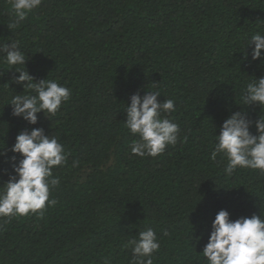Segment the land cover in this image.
I'll use <instances>...</instances> for the list:
<instances>
[{
  "label": "trees",
  "instance_id": "1",
  "mask_svg": "<svg viewBox=\"0 0 264 264\" xmlns=\"http://www.w3.org/2000/svg\"><path fill=\"white\" fill-rule=\"evenodd\" d=\"M13 19L0 0V45L18 42L34 82L55 81L71 99L55 116L38 113L36 125L14 117L12 97L36 93L13 82L19 74L0 54V150L11 157L21 131L42 128L70 155L53 169L56 204L0 227V264H130L127 241L149 227L160 242L153 264H207L202 251L220 210L232 220L264 216V174L227 176L226 159H211L223 121L244 107L247 82L264 76L245 48L264 34V0H43L9 29ZM153 90L159 102L175 101L166 115L179 139L138 157L125 105ZM245 111L264 116L256 105ZM12 175L0 158V187Z\"/></svg>",
  "mask_w": 264,
  "mask_h": 264
},
{
  "label": "clouds",
  "instance_id": "2",
  "mask_svg": "<svg viewBox=\"0 0 264 264\" xmlns=\"http://www.w3.org/2000/svg\"><path fill=\"white\" fill-rule=\"evenodd\" d=\"M8 2L14 17L8 28L15 29L43 0ZM248 47L251 48L252 61L260 60L264 64V34L257 32L253 35L245 48ZM0 54H3V63L9 70L19 74L13 82L36 93L12 97L9 105L14 117L21 118L30 126L36 125L38 113L55 116L62 104L71 99V90L55 81L45 79L34 82V78L25 70L26 56L18 42L0 45ZM160 96L158 90L145 92L143 96L138 91L130 96L129 104L125 105V126L133 136L139 138L131 146L135 156L157 157L168 146L178 142L179 126L166 115L175 111V101L165 99L161 103L157 99ZM241 103L244 107L223 121L211 159L216 160L218 155L226 159L224 173L227 176L237 169L258 170L264 174V116L259 115L253 121L245 111L253 105L259 106L260 110L264 108V76L247 82ZM253 127L255 135L250 131ZM10 151L13 155L8 157L5 147L0 150V158L11 165L14 173L0 187V227L16 217H43L47 208L56 204L54 199H50V189L58 187L60 179L53 175V169L64 167L70 155L57 137L45 135L42 128L21 131ZM77 164L74 161L72 166L76 167ZM125 247L131 250L130 264H153V254L159 251L160 242L156 231L149 227L128 240ZM202 255L207 264H264V216L253 214L232 220L229 212L220 210L212 221ZM105 264H108L107 258Z\"/></svg>",
  "mask_w": 264,
  "mask_h": 264
}]
</instances>
